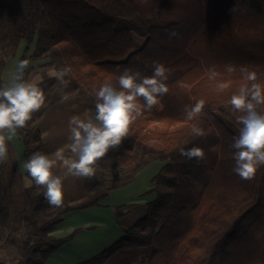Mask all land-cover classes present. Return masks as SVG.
Here are the masks:
<instances>
[{"label":"trees","instance_id":"1","mask_svg":"<svg viewBox=\"0 0 264 264\" xmlns=\"http://www.w3.org/2000/svg\"><path fill=\"white\" fill-rule=\"evenodd\" d=\"M21 42V60L31 53L44 66L71 69L63 84L54 77L39 84L49 105L17 130L26 160L41 152L38 125L51 106L83 95L95 105L99 88L118 86L125 68L143 76L152 75L154 62L169 69L168 93L142 109L90 177L91 191H112L133 183L151 161H169L152 179L157 200L121 240L83 264H104L147 246L155 247L147 264H264V166L250 180L233 171L231 145L242 113L229 103L245 83L241 67L256 71L264 85V0H0V84ZM229 65L236 70L229 72ZM211 69L219 73L214 79ZM223 82L230 85L220 91ZM200 99L204 109L187 120L185 108ZM193 125L204 135H194ZM191 147L202 148L205 158L180 154ZM13 151L9 141L8 158L0 162V264H46L77 235H52L75 208L49 205L35 194L28 172L31 186L16 194Z\"/></svg>","mask_w":264,"mask_h":264},{"label":"clouds","instance_id":"2","mask_svg":"<svg viewBox=\"0 0 264 264\" xmlns=\"http://www.w3.org/2000/svg\"><path fill=\"white\" fill-rule=\"evenodd\" d=\"M169 35L178 37L179 34L170 31ZM28 65L27 60L19 61L15 70L8 73L7 81L0 84V162L8 158V142L16 136L17 130L27 127L33 114L46 102L43 88L25 79ZM153 69L151 76H143L138 70L125 68L118 77V86L105 83L99 88L94 114L88 109L82 115L70 117L67 144L54 153L34 152L28 158L23 167L38 190L43 189V196L49 205L60 206L63 203L64 180L68 176L95 175L98 160L121 144L132 123L142 114V109L150 110L160 96L168 93L166 81L169 69L159 62H154ZM227 70L233 72L236 69L229 65ZM239 70L245 83L231 95L229 101L234 111L242 113L237 120L242 127L231 145L235 149L233 171L241 179L250 180L264 166V110H261L264 106V85L257 83L256 71L247 67ZM70 71V67L53 68L50 75L63 84ZM218 75L215 69L210 70L211 78ZM229 85L230 82L220 83L218 89L223 91ZM204 107L203 99L186 107V119H195ZM192 132L196 136L204 135L203 129L196 125L192 126ZM47 136V132L41 134L42 139ZM180 154L189 160L205 158V152L200 147L181 149ZM57 168L63 170L64 175H57Z\"/></svg>","mask_w":264,"mask_h":264},{"label":"crops","instance_id":"3","mask_svg":"<svg viewBox=\"0 0 264 264\" xmlns=\"http://www.w3.org/2000/svg\"><path fill=\"white\" fill-rule=\"evenodd\" d=\"M21 51L20 49L17 51L16 57L4 69L2 73L4 83L7 81L8 73L15 70L13 68L15 62L21 61L22 57L19 54ZM88 109L94 114V104L91 98L85 95L51 106L38 125L40 135L48 133V136L42 139L41 152L51 154L67 144L70 117L82 115ZM168 163L169 161L155 159L138 172L135 181L129 186L112 191L105 189L91 191L90 177L68 176L64 180L63 203L75 210L63 217L52 235L56 238H65L75 231L78 233L73 240L55 252L46 264H83L121 240L131 227L147 216L149 204L157 200L156 184L152 179ZM55 171L57 175H64L60 168ZM31 184L30 180L26 186L30 187ZM38 192L43 195L42 188L37 190L36 194ZM97 200H100L98 205L85 208ZM117 208H120V215L117 214ZM149 258L150 256L131 264H147Z\"/></svg>","mask_w":264,"mask_h":264},{"label":"rangeland","instance_id":"4","mask_svg":"<svg viewBox=\"0 0 264 264\" xmlns=\"http://www.w3.org/2000/svg\"><path fill=\"white\" fill-rule=\"evenodd\" d=\"M21 45L23 46L21 47ZM25 47H26V43L24 44L20 43L18 50L20 49L21 51L22 49V51L19 53L21 57L23 56ZM33 50H34V46H32L31 52H33ZM0 57H1V54H0ZM27 61L29 62L28 68L25 71L27 80L41 84L45 80L52 78V76L50 75L52 66H44L46 62L33 60L31 53L28 56ZM17 64L18 62L17 63L15 62V64L13 65L14 69ZM32 66L33 68L30 69V67ZM48 105H49V101L46 100L45 105L39 111L35 112L36 115L38 114V112H41ZM10 141L14 149L13 152H14L15 160L17 163V170H18V175H15L13 183H14L15 193L19 195L24 188H27L26 186L27 182L30 181L31 179L27 176V173H26L27 170L23 167V165L27 161L26 156H25V147H24L23 142L19 139V136H17V134H16V137L14 139H11ZM26 177H28L27 181L25 179ZM9 212L11 214L12 219H15L16 206L12 205L9 209ZM154 249L155 247L147 246V247H142V248L131 249L128 251H121L117 253L116 255H114L113 258H111L109 261H107L104 264H131L136 260L139 261L143 258L149 257L154 251Z\"/></svg>","mask_w":264,"mask_h":264}]
</instances>
